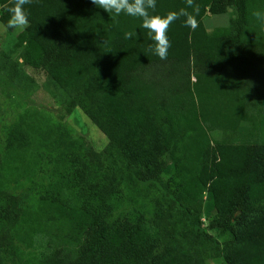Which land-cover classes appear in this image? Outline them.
<instances>
[{"label": "trees", "instance_id": "1", "mask_svg": "<svg viewBox=\"0 0 264 264\" xmlns=\"http://www.w3.org/2000/svg\"><path fill=\"white\" fill-rule=\"evenodd\" d=\"M14 4L0 0L8 31ZM194 6L198 14L187 11L197 28L183 17L169 27L166 60L150 50L140 19L112 17L91 0L24 6L21 64L45 71L70 95L66 110H80L108 136L90 155L120 175L125 197L81 194L72 156L83 140L65 138L39 110H23L7 128L0 177L27 178L55 153L56 165L19 216L32 249L21 264H264V0ZM184 8L186 0H157L154 14ZM207 13H229L228 24L207 30ZM18 65L0 52L9 81L27 77ZM205 196L215 236L202 224ZM10 214L0 193V235Z\"/></svg>", "mask_w": 264, "mask_h": 264}, {"label": "rangeland", "instance_id": "2", "mask_svg": "<svg viewBox=\"0 0 264 264\" xmlns=\"http://www.w3.org/2000/svg\"><path fill=\"white\" fill-rule=\"evenodd\" d=\"M230 14L212 15L207 13L203 19L207 30L215 27L226 26ZM24 29L16 28L8 31L0 22V52L10 55L12 60L19 62L18 70L21 80L9 81L0 72V163L4 158L5 136L7 128L17 119L18 115L25 109H37L49 116L55 124L66 129L65 138L72 136L83 140L84 146L73 151L72 156L78 163L81 176H77L80 184L81 194L88 195L99 193L108 198L125 197V185L120 175L110 169L105 162L97 161L90 155V148L95 152H101L109 145L108 136L99 129L80 110L72 112L66 110V104L70 95L57 86L43 70H35L21 64L19 59L20 50L16 49V35ZM215 138L221 134L215 132ZM67 153H72L69 148H62ZM56 153L50 156L37 171L27 178L15 179L8 176L7 171L2 172L0 180V193L9 204L11 214L4 223V234L0 235V247L3 248L2 264H21L22 260L32 249L24 241V229L20 221L22 210L32 208L36 199L43 192L51 179V171L56 165ZM168 174H164L167 179ZM15 179V180H14ZM207 197H204L206 205L201 214L204 229L208 234L215 236L216 228L213 227V215L207 205ZM219 242L225 237H217ZM218 259L216 263H220ZM208 264H214L209 262Z\"/></svg>", "mask_w": 264, "mask_h": 264}, {"label": "clouds", "instance_id": "3", "mask_svg": "<svg viewBox=\"0 0 264 264\" xmlns=\"http://www.w3.org/2000/svg\"><path fill=\"white\" fill-rule=\"evenodd\" d=\"M30 0H15L13 7L8 9L10 18L7 27L9 29L23 28L28 25V16L24 11V6ZM97 8L105 10L112 17H119L121 14L142 21L141 27L146 30L151 41L150 50L161 60L168 58L171 43L166 35L169 27L184 18V26L195 30L197 21L187 9H193L198 14L199 9L194 6V0H186V8L179 11H170L165 15H155L157 0H91ZM133 32H125V39H132Z\"/></svg>", "mask_w": 264, "mask_h": 264}]
</instances>
